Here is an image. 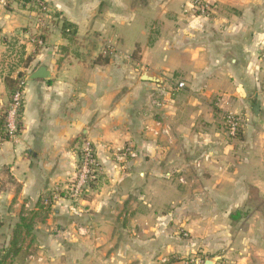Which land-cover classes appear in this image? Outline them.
I'll use <instances>...</instances> for the list:
<instances>
[{"label": "crops", "instance_id": "obj_1", "mask_svg": "<svg viewBox=\"0 0 264 264\" xmlns=\"http://www.w3.org/2000/svg\"><path fill=\"white\" fill-rule=\"evenodd\" d=\"M42 1L45 15L0 0V111L5 79L26 77L21 130L0 143V252L51 194L13 264H264V0H203L209 15L193 0ZM16 44L27 67L8 65ZM41 66L50 78L29 80ZM228 113L245 120L237 138ZM87 142L103 185L71 201Z\"/></svg>", "mask_w": 264, "mask_h": 264}, {"label": "trees", "instance_id": "obj_2", "mask_svg": "<svg viewBox=\"0 0 264 264\" xmlns=\"http://www.w3.org/2000/svg\"><path fill=\"white\" fill-rule=\"evenodd\" d=\"M63 35L66 38H69L71 42H73L76 38V30L73 28V25L64 22ZM102 58H104L103 55L99 57V61H102ZM30 62L31 59H28L26 61L22 59L21 64L23 63L24 66L27 67ZM24 78H26L25 74L19 73L17 79H12L11 77H7L5 79L9 104L4 110L0 111V142L11 140V138L7 133L8 111L15 94L24 89L21 86V81ZM23 107H24V103L18 114V132L21 130L22 127L21 119H22ZM93 170L94 173L93 175L92 174L90 175V178L87 181L85 187H83V189L81 190L80 197L83 196L86 197L87 194H89L91 191L98 190V183L101 182L103 176L99 174L98 169H96L95 167L92 169V172ZM72 184L73 182L69 184V187H71V189L73 187ZM46 201H49V204H46ZM52 202H53V196L51 194H47L46 196L38 200L37 202L38 211L25 214L24 216L21 217L20 223L14 229L13 239L11 241L10 247L0 252V264H13L14 259L22 252L23 245L26 242V239L32 235L34 231L35 220L41 219L42 221H45L48 218L49 213L51 211ZM231 218L234 219V216H231Z\"/></svg>", "mask_w": 264, "mask_h": 264}, {"label": "built area", "instance_id": "obj_3", "mask_svg": "<svg viewBox=\"0 0 264 264\" xmlns=\"http://www.w3.org/2000/svg\"><path fill=\"white\" fill-rule=\"evenodd\" d=\"M32 3L36 4L40 14L45 15L48 13V6L42 0H28ZM193 9L202 13L203 15H208L211 11V5L203 0H193ZM39 24L44 25V20L40 17ZM41 44V42H39ZM21 86L24 88L25 86V78L21 81ZM185 85L179 84L178 88L182 89ZM24 90V89H23ZM23 90L19 91L15 94L13 101L9 107L8 111V122H7V133L9 137L12 139L18 133V114L24 103L23 99ZM158 104V103H156ZM245 125V120L241 115L228 113L224 117V128L226 133L230 138H237L243 130ZM1 143V142H0ZM82 167L80 170V175L77 177L75 181V185H73L72 189V197H78L81 193L83 187H85L87 181L92 174L91 167L98 166L97 160L95 159V152L90 143H84L82 146ZM170 261L163 260L160 264H169ZM178 264H206L205 261L198 257H192L187 260L182 261Z\"/></svg>", "mask_w": 264, "mask_h": 264}, {"label": "rangeland", "instance_id": "obj_4", "mask_svg": "<svg viewBox=\"0 0 264 264\" xmlns=\"http://www.w3.org/2000/svg\"><path fill=\"white\" fill-rule=\"evenodd\" d=\"M13 48H14V51H15V53H16L17 56L15 57V60H9L8 65H9V66L13 65L14 67H17L18 65L21 64V63H20V60H18V59H19L18 56L22 54L23 50H22V48L19 47L17 44L14 45ZM81 149H82V147H81ZM126 154H127V152H126ZM94 155H95V154H94ZM95 159H96V155H95ZM82 163H83V159H82V151L80 150V152H79L78 169H77V173H76L75 178H73V180H72V182H73L72 185H75V184H76L75 181H76L77 177L80 175V170H81V167H82ZM93 168H94V166L91 167V171H92ZM95 168L98 169L99 174L103 176V174H102V172H101V169H100L98 166H96ZM93 173H94V170H93V172H92V175H93ZM72 182H69V184L72 183ZM102 185H103V183H98V188H100ZM68 186H69V185H68ZM82 189H83V188H82ZM70 190H71V187H68V188H67V191H64V193H68L67 196H68V198H69L71 201H75V200H77V199L80 198L81 195H79L78 197H75V198L72 197V191H70ZM61 191H63V190L55 191L56 194H57V195H56V199H57L58 196L61 197V196H60V195H62V192H61ZM64 198H65V197H64ZM46 204H49V201H46ZM29 238H30V236H29ZM27 239H28V238H27ZM27 242H29V241H27ZM29 243H30V242H29Z\"/></svg>", "mask_w": 264, "mask_h": 264}, {"label": "water", "instance_id": "obj_5", "mask_svg": "<svg viewBox=\"0 0 264 264\" xmlns=\"http://www.w3.org/2000/svg\"><path fill=\"white\" fill-rule=\"evenodd\" d=\"M50 78V73L47 68L44 66L39 67L34 73L29 76V80H39V79H48ZM143 80L156 82L157 80L151 76H144ZM260 109V104L258 103L254 108V111L257 113Z\"/></svg>", "mask_w": 264, "mask_h": 264}]
</instances>
